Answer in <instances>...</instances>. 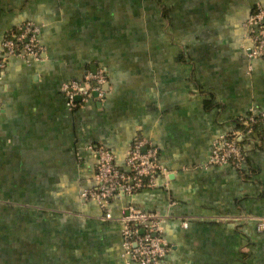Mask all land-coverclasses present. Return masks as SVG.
Returning a JSON list of instances; mask_svg holds the SVG:
<instances>
[{
	"label": "crops",
	"instance_id": "obj_1",
	"mask_svg": "<svg viewBox=\"0 0 264 264\" xmlns=\"http://www.w3.org/2000/svg\"><path fill=\"white\" fill-rule=\"evenodd\" d=\"M257 5L264 0H0V54L27 21L42 48L40 60L11 56L0 73V264H138L122 256L128 203L164 218L162 264H264L261 130L240 136L241 168L207 166L217 137L264 111V54L245 50ZM99 67L103 97L69 107L63 84ZM139 137L168 175L113 199L105 219L82 196L96 185L93 148L127 171Z\"/></svg>",
	"mask_w": 264,
	"mask_h": 264
},
{
	"label": "built area",
	"instance_id": "obj_2",
	"mask_svg": "<svg viewBox=\"0 0 264 264\" xmlns=\"http://www.w3.org/2000/svg\"><path fill=\"white\" fill-rule=\"evenodd\" d=\"M244 27L247 55L254 58L264 54V8L257 5L245 20ZM39 32L38 25L27 21L5 35L1 42L0 73L11 56H18L26 61L40 60L42 48ZM105 82L106 74L99 67L93 71L86 69L80 80L64 83L62 91L68 106L75 108L88 102L93 96L101 99ZM239 121L241 129L222 134L213 141L207 166L231 165L241 168L244 152L239 138L244 134H251L254 126L261 128L264 145V111L250 113L239 118ZM93 149L96 155V185L82 192V196L95 200L103 209L105 219L112 218L109 204L113 199L133 196L146 187H156L158 179L168 175V171L158 161L156 148L143 137L137 138L127 151V171L114 164L113 154L106 147L96 145ZM118 219L121 224L122 256L138 264H162L167 254V242L163 237L164 218L154 211L141 210L128 203ZM183 225L186 226V222ZM255 228L264 232V220H257Z\"/></svg>",
	"mask_w": 264,
	"mask_h": 264
},
{
	"label": "trees",
	"instance_id": "obj_3",
	"mask_svg": "<svg viewBox=\"0 0 264 264\" xmlns=\"http://www.w3.org/2000/svg\"><path fill=\"white\" fill-rule=\"evenodd\" d=\"M260 129L261 130V128L257 125V126H254V128H253V130H255V129ZM261 132H262V130H261ZM263 134V133H262Z\"/></svg>",
	"mask_w": 264,
	"mask_h": 264
},
{
	"label": "water",
	"instance_id": "obj_4",
	"mask_svg": "<svg viewBox=\"0 0 264 264\" xmlns=\"http://www.w3.org/2000/svg\"><path fill=\"white\" fill-rule=\"evenodd\" d=\"M105 86H107V84H105ZM77 100H79V97H77Z\"/></svg>",
	"mask_w": 264,
	"mask_h": 264
}]
</instances>
